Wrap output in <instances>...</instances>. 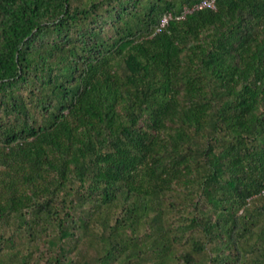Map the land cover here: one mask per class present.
Masks as SVG:
<instances>
[{
  "label": "trees",
  "instance_id": "1",
  "mask_svg": "<svg viewBox=\"0 0 264 264\" xmlns=\"http://www.w3.org/2000/svg\"><path fill=\"white\" fill-rule=\"evenodd\" d=\"M201 1L0 0V264H264V0Z\"/></svg>",
  "mask_w": 264,
  "mask_h": 264
},
{
  "label": "built area",
  "instance_id": "2",
  "mask_svg": "<svg viewBox=\"0 0 264 264\" xmlns=\"http://www.w3.org/2000/svg\"><path fill=\"white\" fill-rule=\"evenodd\" d=\"M214 1L215 0H202L201 2H199L196 7H202V6H214ZM190 8H186V11H190ZM168 20V17H164L163 21H162V25L165 24Z\"/></svg>",
  "mask_w": 264,
  "mask_h": 264
}]
</instances>
